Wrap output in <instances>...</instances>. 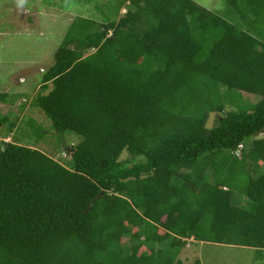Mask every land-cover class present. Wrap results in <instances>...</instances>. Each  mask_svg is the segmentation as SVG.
<instances>
[{
    "label": "trees",
    "instance_id": "obj_1",
    "mask_svg": "<svg viewBox=\"0 0 264 264\" xmlns=\"http://www.w3.org/2000/svg\"><path fill=\"white\" fill-rule=\"evenodd\" d=\"M223 1L69 22L32 104L81 139L69 165L3 142L0 264H202L188 240L264 258V0Z\"/></svg>",
    "mask_w": 264,
    "mask_h": 264
},
{
    "label": "rangeland",
    "instance_id": "obj_2",
    "mask_svg": "<svg viewBox=\"0 0 264 264\" xmlns=\"http://www.w3.org/2000/svg\"><path fill=\"white\" fill-rule=\"evenodd\" d=\"M130 1L26 0L23 8H18L15 0H0V119L8 117L0 124V149L4 141H18L69 165L71 160L63 144H75L81 136L67 131L61 137L46 114L32 104L34 96L42 90L40 78L54 62V52L73 18L83 16L103 22L107 16L118 20L129 9ZM195 1L216 12L226 11L223 0ZM251 97L248 98L251 102L258 98ZM212 114L209 127L214 124ZM12 123L15 125L10 132ZM258 137H264V132ZM127 156L125 151L123 158ZM234 194L235 203H245L246 195L240 188L234 189ZM188 241L180 253L188 263L200 259L202 264H264V258L258 256L254 247Z\"/></svg>",
    "mask_w": 264,
    "mask_h": 264
},
{
    "label": "clouds",
    "instance_id": "obj_3",
    "mask_svg": "<svg viewBox=\"0 0 264 264\" xmlns=\"http://www.w3.org/2000/svg\"><path fill=\"white\" fill-rule=\"evenodd\" d=\"M15 2H16V6H17L18 8H23V6H24L25 3H26V0H15Z\"/></svg>",
    "mask_w": 264,
    "mask_h": 264
},
{
    "label": "crops",
    "instance_id": "obj_4",
    "mask_svg": "<svg viewBox=\"0 0 264 264\" xmlns=\"http://www.w3.org/2000/svg\"><path fill=\"white\" fill-rule=\"evenodd\" d=\"M193 241V240H192ZM194 242V241H193ZM200 242H203V241H200Z\"/></svg>",
    "mask_w": 264,
    "mask_h": 264
}]
</instances>
